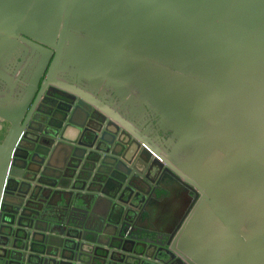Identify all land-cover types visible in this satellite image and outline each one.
Returning <instances> with one entry per match:
<instances>
[{
	"label": "water",
	"instance_id": "1",
	"mask_svg": "<svg viewBox=\"0 0 264 264\" xmlns=\"http://www.w3.org/2000/svg\"><path fill=\"white\" fill-rule=\"evenodd\" d=\"M12 79L0 264H264V0H0Z\"/></svg>",
	"mask_w": 264,
	"mask_h": 264
},
{
	"label": "rangeland",
	"instance_id": "2",
	"mask_svg": "<svg viewBox=\"0 0 264 264\" xmlns=\"http://www.w3.org/2000/svg\"><path fill=\"white\" fill-rule=\"evenodd\" d=\"M41 59V53L39 52V50H37L35 47L30 46V45H24L21 48V57L20 60H16L14 63L15 66L13 67V75H15L17 73V71L19 73H21V69H22V64L23 67L25 68L28 63L30 65L29 67V71L26 75L27 81L28 79L32 76L33 72L35 71L38 63L40 62ZM26 81V79H25ZM24 81V82H25ZM26 81V82H27ZM7 86H5V91L3 93H6V95H4V97L0 98V110H4L6 108L11 107L12 103H14L16 101V99L18 98L17 95L18 93L20 94L21 92L18 91L17 89H19V85L21 84H16L18 81H16V83H14V80H8L6 81ZM22 82V84L24 83ZM22 94V93H21Z\"/></svg>",
	"mask_w": 264,
	"mask_h": 264
},
{
	"label": "flooded vegetation",
	"instance_id": "3",
	"mask_svg": "<svg viewBox=\"0 0 264 264\" xmlns=\"http://www.w3.org/2000/svg\"><path fill=\"white\" fill-rule=\"evenodd\" d=\"M45 46H46V45H45ZM47 47H48V46H47ZM50 48H51V47H50ZM52 51L54 52L53 49H52ZM39 52H40V51H39ZM41 55H42V54H41ZM127 59H128L127 61H128L129 63H132V62H133L131 58H127ZM18 60H20V58H19ZM51 60H52V56L49 57V62H48V63H50ZM23 65H24V64H22L21 73L25 75L26 73H28V70H29V67H30V66H26V67L24 68ZM21 73H19V72L17 71V73H16L15 75H13V76H14V77L19 76V75H21ZM21 76H22V75H21ZM7 83H8V82H7Z\"/></svg>",
	"mask_w": 264,
	"mask_h": 264
},
{
	"label": "crops",
	"instance_id": "4",
	"mask_svg": "<svg viewBox=\"0 0 264 264\" xmlns=\"http://www.w3.org/2000/svg\"><path fill=\"white\" fill-rule=\"evenodd\" d=\"M2 89H3V87H2V86H0V90H2ZM3 94H4V93H3ZM3 94H1L0 96L2 97V96H4V95H5V94H4V95H3Z\"/></svg>",
	"mask_w": 264,
	"mask_h": 264
}]
</instances>
